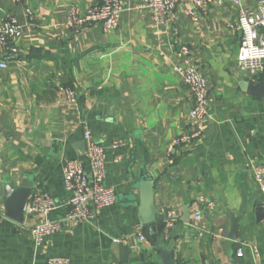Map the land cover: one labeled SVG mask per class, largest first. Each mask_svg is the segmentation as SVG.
<instances>
[{
	"label": "crops",
	"instance_id": "crops-1",
	"mask_svg": "<svg viewBox=\"0 0 264 264\" xmlns=\"http://www.w3.org/2000/svg\"><path fill=\"white\" fill-rule=\"evenodd\" d=\"M94 2L0 0V22L12 15L22 26L0 69V264H46L51 255L71 264H161L150 237L160 223L157 240H172L180 264H264V193L252 181V165L264 162V70L250 76L235 68L236 5L209 1L192 17L181 2L171 22L157 24L147 7H137L143 0H120L113 30L93 23L75 33L65 25L70 5L84 10ZM182 44L205 79L210 116L199 139L168 153L171 139L189 130L192 97L173 70ZM64 87L74 90L75 104L61 102ZM84 131L105 148L104 183L116 200L94 210L91 222L75 223L64 218L70 191L62 166L86 161ZM21 183L31 184L27 201L47 192L56 203L47 216L58 229L39 246L29 236L39 216L4 214L5 185ZM147 186L152 223L139 213ZM166 211L174 216L168 231ZM230 213L239 216L234 240L226 235Z\"/></svg>",
	"mask_w": 264,
	"mask_h": 264
},
{
	"label": "built area",
	"instance_id": "built-area-1",
	"mask_svg": "<svg viewBox=\"0 0 264 264\" xmlns=\"http://www.w3.org/2000/svg\"><path fill=\"white\" fill-rule=\"evenodd\" d=\"M213 1L218 5L225 0H143L137 7H147L153 20L157 24H167L174 18L176 5L181 2L189 4L188 14L192 17L197 9H202L207 2ZM237 7V28L240 32V44L235 58V68L247 75H255L264 70V0H229ZM120 0H95L86 9L80 10L70 5L66 12L65 25L73 32L78 33L87 25L100 23L104 31H110L118 26L122 12ZM29 20L32 11L25 9ZM21 24L16 17L7 15L0 22V48L2 57L0 69L6 67L7 61L15 52V40L21 33ZM191 50L187 45H180L176 54L181 57L182 63L175 65L173 70L180 76L187 86L192 105L188 110L189 130L171 139L167 145V152L181 143L199 139L204 131L205 122L209 118L207 89L204 77L197 71L190 58ZM61 102L68 105L76 103L77 98L71 87L62 88ZM83 139L86 144V161L68 159L62 166L64 188L70 191L68 199L69 210L64 218L75 223L91 222L94 210L108 207L115 203L116 195L111 186L104 183L106 169L105 148L96 143L89 131H84ZM113 142V146L118 145ZM252 181L260 193H264V162L252 165ZM202 197L199 196V199ZM56 207L54 199L47 192H34L25 202L22 211L28 215H37L41 219L29 229V236L35 246L41 245L44 238L58 229V222L48 218V213ZM212 208L213 205L209 204ZM194 218L200 217V211H195ZM164 230L168 231L174 222V216L166 211L163 219ZM223 233L222 227L218 228ZM138 240L146 237L138 232ZM201 235V233H199ZM118 242L119 239H114ZM241 254V250L238 251ZM46 264H71L65 256L51 255Z\"/></svg>",
	"mask_w": 264,
	"mask_h": 264
},
{
	"label": "water",
	"instance_id": "water-1",
	"mask_svg": "<svg viewBox=\"0 0 264 264\" xmlns=\"http://www.w3.org/2000/svg\"><path fill=\"white\" fill-rule=\"evenodd\" d=\"M31 194V184L21 183L19 187L14 188L7 184L4 187L3 206L4 214L13 220L21 221L23 217V205ZM139 213L142 223H152L156 220V210L153 203V192L151 186L143 188L140 191ZM258 217H263L262 208L260 205L256 208ZM239 216L230 213L229 227L227 229V237L234 240L238 232ZM162 228V224L152 225L150 237L154 241V245L158 253V258L161 264H180L174 259L173 242L169 240L166 244L157 240V230ZM236 264H251L250 261L236 262Z\"/></svg>",
	"mask_w": 264,
	"mask_h": 264
}]
</instances>
